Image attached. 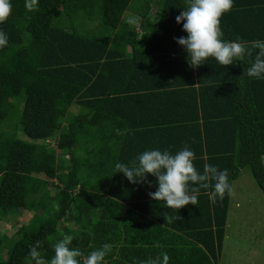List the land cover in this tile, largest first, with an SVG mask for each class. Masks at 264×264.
Here are the masks:
<instances>
[{
  "label": "trees",
  "instance_id": "obj_1",
  "mask_svg": "<svg viewBox=\"0 0 264 264\" xmlns=\"http://www.w3.org/2000/svg\"><path fill=\"white\" fill-rule=\"evenodd\" d=\"M10 2L0 24V221L32 215L0 233V264H29L36 241L49 259L61 233L83 257L109 243L105 264H139L156 249L168 255L158 246L167 225L192 235L193 257L217 264L228 195L213 203L209 181L196 205L175 210L148 195L154 176L129 182L114 165L187 146L198 172L214 165L231 184L246 167L264 195V79L244 75L256 50L191 67L174 39L186 36L175 21L185 0H37L33 11ZM220 21L225 39L264 40V0H233Z\"/></svg>",
  "mask_w": 264,
  "mask_h": 264
},
{
  "label": "clouds",
  "instance_id": "obj_2",
  "mask_svg": "<svg viewBox=\"0 0 264 264\" xmlns=\"http://www.w3.org/2000/svg\"><path fill=\"white\" fill-rule=\"evenodd\" d=\"M186 7L175 17L177 24L182 23V31L186 36L174 38L175 42L187 53V61L191 67H197L208 58L214 59L220 66L232 65L236 60L250 56L255 49L253 61L245 69L246 76L253 79H264V40L241 41L240 37L225 39L221 28L220 18L229 12L233 0H185ZM37 0H25L28 11L35 10ZM10 0H0V24L11 13ZM7 34L0 30V48L7 46ZM194 153L187 146L171 154L167 149L145 150L138 154L134 167H128L117 162L114 173H122L129 182H137L146 178V174L155 177L157 187L148 195L155 201H162L165 207L179 209L185 205H196L199 189H208L209 181L211 192L209 199L215 203L225 195L231 196L232 187L227 179V170H218L216 166L204 164L203 171L198 172L192 161ZM189 182L195 187L189 190ZM62 239L52 245L53 255L45 260L38 252L40 245L36 241L29 248V264H105L104 258L111 251L109 243H103L83 257L82 252L70 247L73 237L61 233ZM159 264H167L168 255L162 253ZM139 264H157L156 259L149 258L139 261Z\"/></svg>",
  "mask_w": 264,
  "mask_h": 264
},
{
  "label": "rangeland",
  "instance_id": "obj_3",
  "mask_svg": "<svg viewBox=\"0 0 264 264\" xmlns=\"http://www.w3.org/2000/svg\"><path fill=\"white\" fill-rule=\"evenodd\" d=\"M123 16L135 20V16L130 11L124 12ZM135 24L137 26V23ZM70 108L76 111V106ZM10 128L8 127L7 130ZM16 134L25 138L19 130ZM231 187L230 206L218 264H264V195L246 167L240 170L238 176L231 182ZM231 199L234 201L238 199L239 207L235 208ZM31 215V211H24L15 221L14 226L0 221V233L11 235L16 227L29 225ZM3 248L4 253H7L8 246L4 245Z\"/></svg>",
  "mask_w": 264,
  "mask_h": 264
},
{
  "label": "crops",
  "instance_id": "obj_4",
  "mask_svg": "<svg viewBox=\"0 0 264 264\" xmlns=\"http://www.w3.org/2000/svg\"><path fill=\"white\" fill-rule=\"evenodd\" d=\"M264 158V157H263ZM234 207H239L238 199L234 201ZM230 206V202L228 203V208ZM227 221V215H226ZM167 233L166 236H161L158 239L159 247L163 250L168 251V262L167 264H202L198 257H193L194 253L197 251L196 248L199 244L194 240L192 235L183 234L184 229L181 230L176 228L175 226H166ZM170 231V232H169ZM157 247V248H159ZM163 252H153L151 254L152 259L157 260V264H159V259ZM153 256V257H152ZM126 261V258L123 259V262ZM218 264V261H217Z\"/></svg>",
  "mask_w": 264,
  "mask_h": 264
}]
</instances>
